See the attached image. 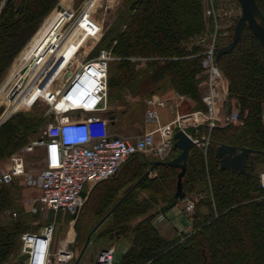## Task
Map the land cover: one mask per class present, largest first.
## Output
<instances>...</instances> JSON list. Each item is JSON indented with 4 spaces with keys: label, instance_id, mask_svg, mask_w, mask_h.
Returning <instances> with one entry per match:
<instances>
[{
    "label": "trees",
    "instance_id": "16d2710c",
    "mask_svg": "<svg viewBox=\"0 0 264 264\" xmlns=\"http://www.w3.org/2000/svg\"><path fill=\"white\" fill-rule=\"evenodd\" d=\"M59 1L0 0V81ZM207 1L122 0L100 44L116 57L109 63L108 99H115L114 93L123 90L149 98L169 86L207 110L199 76L206 36L214 23L207 10L214 6L215 14L216 8L220 11L216 3L209 8ZM256 1L264 14V0ZM240 16L230 28L217 33V50L232 41ZM217 64L229 82V99L232 108L239 107L240 118L210 130L206 123L199 127L198 135L209 133L210 143L206 150L200 146L191 150L183 179L187 198L202 195L191 215L192 231L167 238L155 224L159 213L166 214L176 205L172 199L179 168L156 165L153 174L125 196L151 166L144 155L136 154L119 176L99 182L102 189L94 188L86 199L90 212H84V219L77 222V250L93 226L125 196L91 238L130 240L118 264H264V189L260 183L264 169V44L245 26L235 47L220 54ZM50 119L20 111L3 122L0 162L29 143L34 130ZM220 144L253 150L245 173L221 168L216 156ZM17 181L0 184V215L13 207L22 212L16 205ZM20 215L0 225V264H11L18 257L21 234L30 231L28 220ZM90 216L93 221L85 223Z\"/></svg>",
    "mask_w": 264,
    "mask_h": 264
},
{
    "label": "built area",
    "instance_id": "2783aa9c",
    "mask_svg": "<svg viewBox=\"0 0 264 264\" xmlns=\"http://www.w3.org/2000/svg\"><path fill=\"white\" fill-rule=\"evenodd\" d=\"M207 13L211 15L213 10L210 8ZM216 39L217 32L201 57L203 73L207 76V91L203 98L207 110L187 115L196 122H206L211 129L235 123L240 118L237 107L221 118L214 114L220 91L225 89L228 93L224 88V74L217 64ZM60 59L58 64L41 72L42 79L36 84L39 87L46 79V98L40 95L38 100L43 99L48 104L51 115L42 136L12 153L6 164L0 162V184L23 180L25 185L38 188L39 193L27 200L29 211L47 220L41 230L21 234L20 253L11 264H71L78 252L74 247L77 234L74 218L70 222V232L57 238L59 214L79 212L87 198L82 193H88L96 183L117 176L132 156L173 157V129L185 127L187 116L177 114L171 123L143 132L134 140L125 134L112 132L108 117L110 53L102 51L98 57L84 62L80 50H75L68 60L65 55H60ZM147 103L149 106L166 105L164 100L154 97H150ZM147 118L158 121L157 113L150 108ZM195 139L199 140V146L208 147L210 135ZM38 147L43 149L44 166L39 171L29 172L26 155ZM260 183L264 189V169L260 173ZM194 209L195 201L186 199L184 210L192 214ZM17 215L14 211L13 216ZM165 219L164 213L155 218L156 221ZM191 231L189 228L186 232ZM97 261L99 264H114L115 248L101 250Z\"/></svg>",
    "mask_w": 264,
    "mask_h": 264
},
{
    "label": "rangeland",
    "instance_id": "374dc122",
    "mask_svg": "<svg viewBox=\"0 0 264 264\" xmlns=\"http://www.w3.org/2000/svg\"><path fill=\"white\" fill-rule=\"evenodd\" d=\"M237 1L238 0H210V3L209 1H207V5L209 6V8L210 5H214V3H216V5L220 7L219 12L216 8V14L214 6L211 7V9L213 10V14L209 15L207 13L208 17H214L212 31L209 32L208 36H206L207 38H213L216 32L218 33L221 28H230L233 25L235 18L242 14L241 5ZM121 4L122 0H60L55 8L40 23L38 29L40 27L41 28L39 30H36L37 33H34L35 35H33L28 43H26L24 49L17 54V57L14 59L6 74L0 81V121L6 116L10 115V118L12 115L20 111L25 113H34L37 114V116L43 115L47 118L51 117V115L49 114L48 104L43 99L38 100V97L40 95H43L42 97L46 98V79L42 80L39 87L36 86V84L39 80L42 79L41 72H43L45 68L50 67L53 64H58L61 61L60 55H65V58L68 60L75 52V50H80V57L82 58L81 60L85 62L98 57L99 55H101V52L104 51L110 53L112 57L111 61L116 59V57L113 56L112 52L109 49L100 47V44L103 35L111 26L116 16L117 9L121 6ZM59 5L64 11L57 10ZM219 13H222L221 16L218 15ZM57 24L60 25V30L49 40L48 38L53 33L52 31ZM226 34L227 36L229 35L228 32ZM207 38L205 46H207V44L209 43ZM47 39L49 41L45 42ZM196 42L199 43V40H196ZM28 44L29 47L26 51H29V56L37 53L36 51H38L44 44V46L42 47L43 51L41 54H39L40 56L36 60L35 64L31 67H28L25 72L20 74V78L17 80V82H13L11 86H8V84L24 66L22 64L21 57H18L27 48ZM49 76L47 78H49ZM199 76L206 79V75L203 74V72ZM224 77L225 83V81L227 82L228 80L225 75ZM168 88L169 86L164 89L167 90ZM164 89L156 93L164 91ZM227 89L229 97V82ZM114 95L115 99H112L111 96L110 99H108L109 111H111L112 108L126 110L127 128H131L135 121H140L141 123L144 122L145 112L150 108L149 106L147 108V100L145 99H147L148 97L144 96L145 94L134 96L129 91L123 90L121 92L116 91ZM228 97L227 99H229ZM45 125L43 124L42 126L37 127V130H34L35 135L32 136L31 140L42 136ZM202 148L207 149L206 146H203ZM147 157L156 158L152 154H149ZM7 160L8 158L1 162L6 164ZM26 162L29 172L39 171L40 169H42L44 166L43 149L41 147H38L33 152L27 154ZM15 184L18 185V190L15 193L17 198L16 205L18 204V207H22V212H20L17 207L11 208L6 212V214L4 213V215H0V225L8 223L10 218H18L19 214H21L23 215H20L22 218L28 220V225L30 226L29 230L38 231L45 223H47V220L41 215H33L29 211L30 208L27 203V200L29 198L36 196L39 193L38 188L25 185L23 183V180H19L15 182ZM98 186L102 189V186L96 183L91 189L88 190V197L86 199H89L92 190ZM124 191L122 190V193ZM200 198H202V195L199 196L197 194H194L192 200L195 201L196 204L200 200ZM86 199L85 202L87 201ZM85 202L79 210L77 217L73 219L76 233V225L79 218L84 219V212H90V207H86ZM14 211L18 213L16 217L13 216ZM5 215H9L10 217H4ZM67 216V213H60L58 216V220L60 221L61 226L57 232V238L65 237L67 235L68 229H70V222L72 221V219H69V217ZM92 217L93 216L87 217L85 219V223L93 221ZM167 217L182 230H185L186 228L191 226V218L189 213L184 212L177 207L169 210L167 212ZM101 242L108 243L109 240L103 239ZM129 242V240H123L122 242L117 244V250L115 252V263L119 261L121 254L127 249L126 244H128ZM129 244L131 245V242ZM130 245L128 246V248L130 247ZM7 264L10 263L8 262Z\"/></svg>",
    "mask_w": 264,
    "mask_h": 264
},
{
    "label": "water",
    "instance_id": "95a60500",
    "mask_svg": "<svg viewBox=\"0 0 264 264\" xmlns=\"http://www.w3.org/2000/svg\"><path fill=\"white\" fill-rule=\"evenodd\" d=\"M241 8H242V14L239 17L237 24L235 26V30L233 33L232 41L218 49L217 57L220 54L226 53L231 51L237 42L239 41L243 29L245 26H249V28L253 31V33L259 38V40L264 44V14L262 10L260 9L258 3L256 0H238ZM58 8H61L59 5ZM113 115H111L112 117ZM9 115L3 118L0 121V125L8 119ZM173 150L175 152H178L177 155L165 158V159H156V160H150L147 158L146 155L144 157L148 160L149 164L151 165L148 171L145 173V175L140 178L125 194H129L133 189L137 187V185L140 183V181L151 173V171L155 168L156 165H168L177 167L180 169V172L178 174V181H177V187L176 192L174 194V197L172 199V202L174 204L178 203L180 200H183L187 197L186 192L183 188V179L187 172L188 168V159L190 156L191 150L199 146V140L193 138L184 128H181L179 126L174 127L173 129ZM253 150L248 147H239L235 145H229V144H220L216 149V156L219 159L220 166L222 169H230L234 171H240L245 173L246 168L248 166V161L250 160V156L252 154ZM82 196L85 198L88 196L87 192H83ZM125 196L116 204V206L125 198ZM115 206V207H116ZM113 207V209L115 208ZM112 209V211H113ZM111 211V212H112ZM109 212L107 215H105L98 223H96L91 231L89 232L86 242L83 245L80 253L76 257L75 261L72 264H80L86 249L91 241L92 235L94 232L104 223V221L108 218V216L111 214ZM78 215V211L73 214V218H76ZM24 264V262H22ZM93 264H99L97 261V258H94ZM118 264V263H114Z\"/></svg>",
    "mask_w": 264,
    "mask_h": 264
},
{
    "label": "crops",
    "instance_id": "0c3cea01",
    "mask_svg": "<svg viewBox=\"0 0 264 264\" xmlns=\"http://www.w3.org/2000/svg\"><path fill=\"white\" fill-rule=\"evenodd\" d=\"M206 81H207V76H206V79L204 77L200 79V89L202 92V97H204V94L207 91V82ZM225 87L228 88V81L227 82L225 81L224 88ZM150 97L158 98V99L164 100L166 102L165 106H159V105L149 106L147 103V108L149 106L150 109H153L157 113L158 121H150L147 118V110H146L143 123H141L140 121H135L131 128L130 127L127 128L126 127V117H127L126 110H119L116 108H112L111 111L108 112V117L110 119V130L112 132L125 134V135L129 136L130 139L134 140L137 135H139L143 132L151 131V130L156 129L158 126H163V125L171 123L176 118L177 114L187 116V115L192 114L195 111L202 110L199 108L200 106L198 105V103L195 100H193L192 98L186 97L184 95L178 96V93H175L170 88L167 90L161 91L159 93H155ZM227 97H228V93L225 92V89L221 90L219 93L217 109H216V112L214 113L216 115V117L221 118L230 109H233L232 108L233 103H232V101L227 99ZM149 98H147L145 100L148 101ZM111 115H113V116L111 117ZM118 123H120V124H118ZM204 123H206V122H196L195 119L192 118V116H187L185 124H184L185 125L184 129L192 137L199 138L203 135H208V133L202 134L201 136L198 135V133H199L198 130H199L200 125H202ZM142 124H143V126H142ZM206 126H208L209 130L211 129L208 124ZM192 133L197 135V136L193 135ZM177 153L178 152H175V155H177ZM156 159H157V157L154 160H156ZM151 174H153V172H151ZM92 187L93 186H91L90 189ZM185 203H186V201H180L179 204H176L174 207H177L178 209H181L182 211L186 212L184 210ZM187 213H189V212H187ZM67 214L69 215L70 213H67ZM189 215L191 218V213H189ZM38 216H40V215H38ZM165 217H166V219L164 221H156L155 220V224L159 228L160 232L167 238H174L178 234H181L182 232L187 231L189 228H192V220H191V226L186 228L185 230H182L175 223H173L172 221H170L168 219L167 213L165 214ZM71 219H72V215H71ZM70 230H71V227H70V229H68L67 233H69ZM123 240H127V239H123ZM123 240L122 239H117V240L109 239L108 243H102L101 242L102 240L96 241V240L92 239L90 241L87 249H86V252H85L80 264H93L94 258H97L100 251L107 248V247L115 248V252H116L117 244H119ZM129 243L126 244L127 249H128V246L130 245ZM81 249L82 248L77 250L78 252H77L76 257L80 253Z\"/></svg>",
    "mask_w": 264,
    "mask_h": 264
},
{
    "label": "bare ground",
    "instance_id": "6f19581e",
    "mask_svg": "<svg viewBox=\"0 0 264 264\" xmlns=\"http://www.w3.org/2000/svg\"><path fill=\"white\" fill-rule=\"evenodd\" d=\"M57 10H61V11H64L62 8H58ZM61 24V23H60ZM41 28V27H40ZM39 28V29H40ZM60 28V25L59 24H57L55 27H54V29H53V33L49 36V40L52 38V36L53 35H55L56 33H58L59 32V29ZM38 29V30H39ZM37 33V32H36ZM35 33V34H36ZM34 34V35H35ZM46 40L45 42H47V41H49V40ZM44 42V43H45ZM43 46H44V44H43ZM43 46H41V48L38 50V51H36L37 53H35V54H33V55H30L29 56V51L27 52L26 50L28 49V47H29V44H28V46H27V48L22 52V54L21 55H19V57L18 58H20L21 57V60H22V64L24 65L23 67H22V69L20 70V72L19 73H17L16 74V76L12 79V81L8 84V86L10 85H12V83L13 82H17V80L20 78V74H22L23 72H25L26 71V69L28 68V67H31L32 65H34L35 64V62H36V60L39 58V54H41L42 53V51H43V49H42V47ZM45 48V47H44ZM7 86V87H8ZM6 87V88H7ZM6 90V89H5Z\"/></svg>",
    "mask_w": 264,
    "mask_h": 264
}]
</instances>
